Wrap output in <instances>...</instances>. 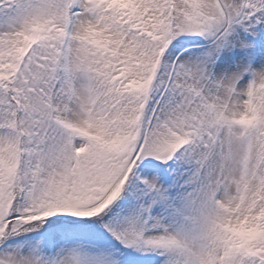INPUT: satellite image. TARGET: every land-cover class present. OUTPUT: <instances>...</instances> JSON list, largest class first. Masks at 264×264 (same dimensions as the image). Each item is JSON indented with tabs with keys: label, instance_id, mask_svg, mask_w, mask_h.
I'll return each mask as SVG.
<instances>
[{
	"label": "snow or ice",
	"instance_id": "1",
	"mask_svg": "<svg viewBox=\"0 0 264 264\" xmlns=\"http://www.w3.org/2000/svg\"><path fill=\"white\" fill-rule=\"evenodd\" d=\"M0 264H264V0H0Z\"/></svg>",
	"mask_w": 264,
	"mask_h": 264
}]
</instances>
